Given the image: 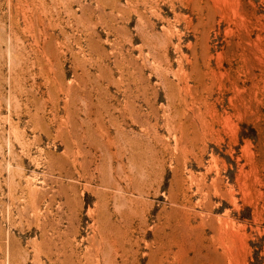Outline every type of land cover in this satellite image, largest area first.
I'll list each match as a JSON object with an SVG mask.
<instances>
[{
	"label": "rangeland",
	"instance_id": "obj_1",
	"mask_svg": "<svg viewBox=\"0 0 264 264\" xmlns=\"http://www.w3.org/2000/svg\"><path fill=\"white\" fill-rule=\"evenodd\" d=\"M263 194L264 0H0V264H264Z\"/></svg>",
	"mask_w": 264,
	"mask_h": 264
},
{
	"label": "bare ground",
	"instance_id": "obj_2",
	"mask_svg": "<svg viewBox=\"0 0 264 264\" xmlns=\"http://www.w3.org/2000/svg\"><path fill=\"white\" fill-rule=\"evenodd\" d=\"M157 1V0H156ZM215 1V0H214ZM235 2V1H234ZM238 2V1H237ZM158 3H160V2H158ZM227 3V2H226ZM218 4V3H217ZM228 4V3H227ZM226 4V5H227ZM241 5V4H240ZM217 6V5H216ZM237 6V5H236ZM238 10V9H237ZM227 12V11H226ZM229 13V12H228ZM224 15V14H223ZM238 15V14H237ZM242 15V14H241ZM182 16V15H181ZM180 16V17H181ZM179 17V18H180ZM188 17V16H187ZM184 18H186V17H184ZM244 18H245V16H244ZM187 19V18H186ZM183 20V19H182ZM188 20V19H187ZM192 20V19H191ZM178 21V20H177ZM185 21V20H184ZM173 26V25H172ZM186 26H187V24H186ZM187 28H188V26H187ZM178 29V28H177ZM173 32V31H172ZM169 33V32H168ZM167 32H166V34H168ZM171 34V33H170ZM177 34V33H176ZM175 34V35H176ZM179 35V34H178ZM171 36V35H170ZM173 36V35H172ZM166 37V36H165ZM172 38V37H171ZM170 40V39H169ZM172 40V39H171ZM198 41V40H197ZM209 42V41H208ZM191 44V43H190ZM154 45V44H153ZM151 46V45H150ZM198 46V45H197ZM248 46H250V45H248ZM255 46V45H254ZM256 47V46H255ZM164 48H166V47H164ZM189 48V47H188ZM151 49V48H150ZM179 49V48H178ZM177 49V50H178ZM245 49H246V47H245ZM155 50V49H154ZM166 50V49H165ZM182 51V50H181ZM196 51H197V49H196ZM159 52V51H158ZM177 52V51H176ZM210 50L208 49V48H205V51H204V54H203V62H204V68H202L201 66H199L198 68H196V67H193L192 68V71L190 72V71H186V69L184 70V69H181V71H180V74L182 75V78H180L183 82H184V85L183 86H180L179 85V89H180V93H182V91H184L185 90V92H187V95H191V97H192V99H191V101H190V103L187 101V98H186V96H183V95H180V97H179V99H180V101L178 102L179 103V105L181 104L182 105V103L185 105V106H183V108L181 109L180 107L181 106H179V107H177L176 106V103L177 102H174V106H173V108H174V116H176L177 118L179 117L180 118V116H184L181 112H183L184 114H185V116H187L186 115V112L188 111H190V113L192 112V114H194V116H197L196 114H198L199 115V117H200V113L202 112L200 109H201V107H208L209 109H212V111L216 114V115H218V116H221V117H223V115H222V113H219V111H218V109H216V107L211 103V102H209V97H206L205 95H203V91L204 90H207L209 87H208V82H207V78L208 77H211L212 79H213V77L212 76H215L218 72L216 71V70H213V68H212V66H211V59H212V55H210ZM182 54V53H181ZM256 54V53H255ZM163 55V54H162ZM222 55V54H221ZM166 56V55H165ZM192 56V55H191ZM243 56V55H242ZM254 56H256V55H254ZM179 57V56H178ZM200 57V56H199ZM216 57V56H215ZM245 57V56H244ZM180 58V57H179ZM178 58V62H179V59ZM189 58V57H188ZM241 58V57H240ZM163 59V58H162ZM168 59V58H167ZM217 59V58H216ZM233 59V58H232ZM235 59V58H234ZM254 59V58H253ZM255 59H257V58H255ZM193 60V59H192ZM213 60V59H212ZM229 60V59H228ZM216 62V61H215ZM218 62V61H217ZM247 62V61H246ZM255 63V62H254ZM170 64V63H169ZM168 64V65H169ZM198 64V63H197ZM217 64V63H216ZM223 64V63H222ZM222 64H220V62H219V65H218V69H219V74H221V75H223V71H222ZM158 65V64H157ZM172 65V64H171ZM174 65V64H173ZM179 65V64H178ZM188 66V65H187ZM191 66V65H190ZM155 67V66H154ZM184 67V66H183ZM157 69V68H156ZM170 70H171V67H170ZM226 70V69H225ZM164 71V70H163ZM172 71V70H171ZM170 71V72H171ZM174 71V70H173ZM172 71V72H173ZM249 71V70H248ZM247 71V72H248ZM135 72V71H134ZM226 72V71H225ZM166 74L165 75H167V73H169V71H167V68H166V72H165ZM175 74H176V72H174ZM170 75V74H169ZM220 75V76H221ZM227 75V74H226ZM168 76V75H167ZM166 76V77H167ZM164 77V76H163ZM256 77V76H255ZM258 77V76H257ZM123 78V77H122ZM161 78V77H160ZM175 78V77H174ZM189 78H191L193 81H195L196 83H197V85L196 86H193V85H190L189 84V82H188V80H190ZM243 78V77H242ZM125 79V78H124ZM216 79V78H215ZM214 79V80H215ZM224 79V78H223ZM123 80V79H122ZM164 80V79H163ZM221 80H222V78H221ZM239 80V79H238ZM172 81H174V80H172ZM240 81V80H239ZM97 82V81H96ZM165 82V81H164ZM163 82V83H164ZM175 82V81H174ZM166 83V82H165ZM192 83V82H191ZM247 83V82H246ZM94 84V83H93ZM169 85L171 84H173V83H168ZM195 84V83H194ZM243 84H245V83H243ZM137 85V84H136ZM143 85V84H142ZM222 85V84H221ZM237 85V84H236ZM241 85V84H240ZM135 86V85H134ZM220 86V85H219ZM234 86V85H233ZM119 87V86H118ZM172 88H173V86H171ZM199 87H200V89H199ZM221 87V86H220ZM244 87V86H243ZM96 88V87H95ZM169 88H170V86H169ZM178 88V87H177ZM226 89H227V87H225ZM237 88V87H236ZM171 89V88H170ZM146 90V89H145ZM174 90V89H173ZM172 90V91H173ZM235 90V89H234ZM237 90H238V88H237ZM130 91V90H129ZM214 91V90H213ZM223 91V90H222ZM245 91V90H244ZM224 92V91H223ZM239 92H241V90H239L238 91V93ZM257 92V91H256ZM131 93V92H130ZM235 93V92H234ZM242 93V92H241ZM237 94V93H236ZM240 94V93H239ZM244 94V93H243ZM158 95V94H157ZM238 95V94H237ZM147 98V97H146ZM151 98V97H150ZM172 98H173V96H172ZM110 99V98H109ZM129 99V98H128ZM174 99V98H173ZM172 99V101H174ZM224 99V98H223ZM131 100H133V99H131ZM211 100V99H210ZM213 100V99H212ZM110 101V100H109ZM134 101V100H133ZM171 101V100H170ZM231 101H232V99H231ZM150 102V101H149ZM152 102H156V101H152ZM233 102V101H232ZM111 104V103H110ZM195 104H199V106L197 107V105H195ZM233 104V103H232ZM107 105V104H106ZM134 105V104H133ZM203 105H205V106H203ZM126 106V105H125ZM108 107V106H107ZM116 107V106H115ZM151 107H152V105H151ZM155 107V106H154ZM172 107V106H171ZM250 107V106H249ZM111 108V107H110ZM113 108V107H112ZM122 108V107H121ZM120 108V109H121ZM126 108V107H125ZM156 108V107H155ZM105 109H106V107H105ZM128 109V108H127ZM131 109V108H130ZM205 109V108H204ZM111 110V109H110ZM110 110H109V112H110ZM118 110V109H117ZM126 110V109H125ZM127 111V110H126ZM129 111V110H128ZM136 111V110H135ZM125 112V111H124ZM198 112V113H197ZM205 112H206V110H205ZM102 113H103V111H102ZM106 113H107V111H106ZM112 113V112H111ZM245 113V112H244ZM123 114H125V113H123ZM131 114V113H130ZM135 114H136V112H135ZM146 114V113H145ZM202 114V113H201ZM143 115V114H142ZM153 115V114H152ZM191 115V114H190ZM209 115H210V113H209ZM104 116V115H103ZM126 116V115H125ZM167 116V115H166ZM205 116V115H204ZM229 116V115H228ZM238 116V115H237ZM106 117V116H105ZM171 117H172V115H171ZM225 117V116H224ZM223 117V118H224ZM231 117V116H230ZM127 118V117H126ZM139 118V117H138ZM145 118V117H144ZM178 118V119H179ZM198 118V117H197ZM202 118V117H201ZM206 118V117H205ZM143 119V118H142ZM141 119V120H142ZM146 119V118H145ZM193 119V117L191 116V121H193L192 120ZM195 119V118H194ZM200 119V118H199ZM198 119V120H199ZM140 120V119H139ZM201 120H204V119H201ZM226 120V119H225ZM91 121V120H90ZM114 121H115V117H114ZM113 121V122H114ZM124 121V120H123ZM145 121V120H144ZM105 122V121H104ZM118 122V121H117ZM126 122V121H125ZM134 122V121H133ZM148 122H150V121H148ZM186 122V121H185ZM100 123H102V122H100ZM115 123H116V121H115ZM120 123V122H119ZM124 123V122H123ZM142 123V122H141ZM147 123V122H146ZM168 123L170 124V121H168ZM203 123V122H202ZM205 123V122H204ZM93 124V123H92ZM150 124V123H149ZM183 124V122L181 121V119L178 121V123H177V125H182ZM194 124H196V123H194ZM199 124V123H198ZM105 125V124H104ZM103 125V126H104ZM122 125V124H121ZM120 125V126H121ZM176 125V126H177ZM205 126H206V124H204ZM238 125V124H237ZM106 126V125H105ZM104 126V127H105ZM233 126V125H232ZM107 127V126H106ZM119 127V126H118ZM121 127H123V126H121ZM185 127V126H184ZM143 128V127H142ZM205 128V127H204ZM207 128V127H206ZM102 129V128H101ZM122 129V128H121ZM177 129H178V127H177ZM195 129V128H194ZM170 130H172V129H170ZM181 130V129H180ZM121 132V131H120ZM144 132V131H143ZM183 135V134H182ZM105 138V137H104ZM107 139V138H106ZM108 141V140H107ZM113 142V141H112ZM111 142V143H112ZM115 143V142H114ZM176 143V142H175ZM106 145V144H105ZM110 145V144H109ZM121 145V144H120ZM140 147V146H139ZM106 148V147H105ZM170 148V147H169ZM99 149V148H98ZM121 149V148H120ZM106 151V150H105ZM156 153V152H155ZM127 154H128V152H127ZM114 155V154H113ZM213 162V161H212ZM217 170V169H216ZM219 174V173H218ZM220 176V175H219ZM241 176V175H240ZM218 177V176H217ZM239 177V176H238ZM203 179V178H202ZM218 179H220V178H218ZM221 180V179H220ZM206 182V181H205ZM238 183V182H237ZM243 183V182H242ZM246 183V182H245ZM220 184V183H219ZM247 185V184H246ZM220 186V185H219ZM223 186V185H222ZM242 186H244V185H242ZM239 187V186H238ZM200 188V187H199ZM204 188V187H203ZM221 188V187H220ZM242 188V187H241ZM224 189V188H223ZM202 190V189H201ZM200 191V190H199ZM205 191V190H204ZM230 191V190H229ZM257 191V190H256ZM232 193V192H231ZM259 193V192H258ZM234 194V193H233ZM261 194V193H260ZM207 195V194H206ZM223 195V194H222ZM264 195V194H263ZM208 196V195H207ZM211 196V195H210ZM256 196V195H255ZM209 197V196H208ZM206 198V197H205ZM211 199V198H210ZM226 199V198H225ZM206 203V202H205ZM232 204H233V202H232ZM206 206V205H205ZM204 208V207H203ZM212 211H213V209H210V214L212 213ZM213 215V214H212ZM225 215V214H224ZM228 215V214H227ZM226 215V216H227ZM209 216V215H208ZM226 216H222V217H217V218H214L215 220L213 221V222H216L217 223V226H215V225H213V226H215L216 227V229H215V232H216V238H214L215 237V235L214 236H212V237H207V236H203L202 235V237H201V240L199 241V244H198V248H197V253H196V257H197V259L199 260L198 261V264H227V262H228V259L230 258V256H232V255H230V253L232 252V249H235V248H237L239 245L237 244V238H230L229 237V233H228V231H227V229H226V225H227V223L229 224V222H228V219H227V217ZM215 217V216H214ZM210 218H212L211 217V215H210ZM211 220V219H210ZM212 221V220H211ZM232 221V220H231ZM212 222V223H213ZM216 223H214V224H216ZM189 225V224H188ZM193 225V224H192ZM130 226H132V225H130ZM196 226V225H195ZM190 227V226H189ZM205 227V226H204ZM239 227V226H238ZM229 228V227H228ZM236 228V227H235ZM234 228V229H235ZM238 229V228H237ZM236 229V230H237ZM143 230V229H142ZM196 230V229H195ZM243 231V230H242ZM242 231H240V232H242ZM231 234H232V232H231ZM125 236V235H124ZM230 236H232L233 237V235H230ZM236 236V235H235ZM243 236V235H242ZM241 237V236H240ZM132 238V237H131ZM131 238L129 237V234L128 233H126V239L127 240H131ZM237 239V240H236ZM244 239V238H243ZM125 240V239H124ZM133 240V239H132ZM241 240H242V238H241ZM243 241V240H242ZM126 242V241H125ZM217 242V243H216ZM136 243V242H135ZM132 244V243H131ZM125 245V244H124ZM126 247H127V245H126ZM131 247V246H130ZM129 248V247H128ZM133 248V247H132ZM161 248H163V247H161ZM168 248H169V246H168ZM182 248V247H181ZM159 249V248H158ZM131 250V249H130ZM135 250V249H134ZM180 250V249H179ZM242 250V249H241ZM123 251H124V249H123ZM233 251H235V250H233ZM236 251H237V249H236ZM235 251V252H236ZM134 252V251H133ZM176 252V251H175ZM126 253V252H125ZM136 253V252H135ZM171 253H173V252H171ZM177 253H179V251L177 252ZM161 254V253H160ZM123 255V254H122ZM237 255V254H236ZM165 256V255H164ZM134 257V256H133ZM172 257V256H171ZM242 257V256H241ZM160 259V258H159ZM168 259V258H167ZM176 259V258H175ZM236 259H238V261H237V264H247L246 262L244 263H240V259L239 258H237L236 257ZM160 261H162V259L160 260ZM168 261V260H167ZM135 262V261H134ZM163 262V261H162ZM166 262V261H165ZM164 262V263H165ZM174 262H175V260H174ZM173 263V262H172ZM177 263V262H176ZM128 264V263H127ZM157 264H158V262H157ZM167 264V263H166ZM231 264V263H230Z\"/></svg>",
	"mask_w": 264,
	"mask_h": 264
}]
</instances>
